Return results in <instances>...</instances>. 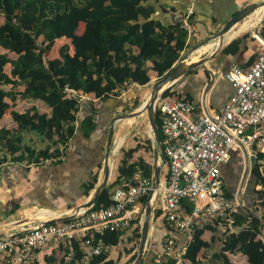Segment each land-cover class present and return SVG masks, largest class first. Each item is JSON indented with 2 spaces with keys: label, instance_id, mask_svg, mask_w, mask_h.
Wrapping results in <instances>:
<instances>
[{
  "label": "trees",
  "instance_id": "obj_1",
  "mask_svg": "<svg viewBox=\"0 0 264 264\" xmlns=\"http://www.w3.org/2000/svg\"><path fill=\"white\" fill-rule=\"evenodd\" d=\"M199 3L197 0L188 19L207 37L205 16L198 9ZM167 7L165 0H0V17L3 19L0 48L6 51L0 52V119L9 109L6 99L15 102L19 97L40 101L49 110L41 112L32 107L22 113L11 111L17 127L0 129V171L6 165H28L27 170L47 165L63 166L74 161L80 151L85 169L77 197H90L105 160L113 119L104 112H111L118 106H129L134 111L139 106L137 86L149 84L151 72L158 79L164 76L193 43V38H189L188 31L183 28L187 4L174 6V11L180 9L179 14L170 12ZM210 20L212 23L216 21L213 17ZM260 35L264 38V24ZM248 37L246 34L234 39L222 50V55L232 57L246 51L250 43ZM62 39L68 42L59 48L57 57L50 58L56 42ZM251 41H256L254 64L263 47L256 39ZM10 53L16 58H10ZM8 64L12 66L10 74L5 71ZM253 64L242 69L249 70ZM5 86H11V89L6 90ZM20 87L22 91L17 90ZM129 87L131 90L121 95ZM66 90L90 94L101 100L103 106L98 111V121L87 116L86 111L77 117V101L69 98ZM180 97L192 100L177 92L175 86L162 93V98ZM157 122L159 125L158 112ZM136 152V148L124 152L116 180L98 198L93 209L109 206L113 190L123 179L130 178L137 168L146 177H152L151 164L144 160L131 162ZM229 162L237 167L230 172L232 179L223 175L226 195L232 196L243 169L240 153L234 152ZM146 200L144 197L142 203L145 204ZM244 200L246 209L234 215L235 232L225 229L219 221L196 223L193 239L186 243L182 259L190 264H234L229 255L242 253L248 264H264V241L260 230L264 224V152H259L252 163ZM183 203V215L188 217L193 205L187 201ZM74 205L75 202L70 207ZM160 218L165 222L161 212L156 210L155 220ZM206 231L214 234L212 240L203 238ZM122 235L107 231L98 237L106 245L117 247ZM135 237L141 238V234ZM162 238L161 234L155 233L153 242L159 243ZM73 245L76 254L72 264H84L78 243L73 242ZM210 250L213 253L208 256L206 252ZM202 252L207 254L204 253L203 260L199 258ZM159 253L150 248L144 264H184L178 262L176 255L156 263L155 257ZM135 259L133 256L131 262ZM50 260L55 264L61 258L57 261L52 256ZM116 263L110 253H101L89 262Z\"/></svg>",
  "mask_w": 264,
  "mask_h": 264
},
{
  "label": "built area",
  "instance_id": "obj_2",
  "mask_svg": "<svg viewBox=\"0 0 264 264\" xmlns=\"http://www.w3.org/2000/svg\"><path fill=\"white\" fill-rule=\"evenodd\" d=\"M195 1L188 0L183 28L189 38L199 39L200 35L188 19L194 12ZM256 39L263 48L249 70L232 65L221 73L234 90L221 110L211 109L206 96L196 103L186 97L170 99L161 95L157 102L167 174L153 207L154 211L161 212L171 232L182 234L187 244L193 239L196 223L219 221L225 229L235 232L234 215L246 209L248 170L236 192L227 196L222 166L236 151L247 156L248 161L256 160L257 154L264 152V38L257 34ZM129 90L130 87L121 95ZM66 91L69 98L77 101V117L86 111L87 116L98 121L101 100L90 94ZM151 190L152 177H146L137 168L113 190L109 206L73 211L68 221L40 222L21 233L12 232L0 238V256L18 255L19 264H37L38 250L54 241L61 253L58 264H72L76 254L73 242H77L83 253L81 262L89 264L93 257L110 253L112 248L98 236L107 231H128L145 212L142 199L148 197ZM184 201L193 205L188 217L183 215ZM173 234L165 240L168 254L176 249ZM187 244L180 250L181 257Z\"/></svg>",
  "mask_w": 264,
  "mask_h": 264
},
{
  "label": "crops",
  "instance_id": "obj_3",
  "mask_svg": "<svg viewBox=\"0 0 264 264\" xmlns=\"http://www.w3.org/2000/svg\"><path fill=\"white\" fill-rule=\"evenodd\" d=\"M165 1L168 4L167 9L170 10V12L174 11V6L179 7L182 5L185 6V4H187V6L189 7L188 0ZM254 1L262 2L264 0H242L241 7L235 10L232 9L230 18H227L226 21H222L218 15L220 13V8L217 6L219 0H200L198 9L204 12V24L207 25V37H204L201 32H198L199 30L197 31L200 35V39H202L201 42H203L208 37L211 38L212 36H209V34H211L212 32L213 35L219 32L224 27V25L233 17L234 14L240 11L247 4ZM196 5L197 0L195 1L194 9ZM174 12L175 14H179L181 11L180 9H178ZM212 17L216 19L215 23L211 22L210 19ZM2 21L3 19H1L0 17V24L2 23ZM253 21V27H251L250 29L239 32L230 40L226 39L225 37L224 40H222L224 43L222 47L219 45L220 39H214L205 45L207 46L209 44H214L212 48L203 51L205 49L202 50L203 47H200L195 50V48L198 47L201 42H197V44L194 46L197 40L195 39V37H193V48H191V50L193 51L192 54L198 55L200 57L193 56L189 57L188 60L194 62L204 60L206 62L202 66L198 67L194 71L179 79L174 85L175 90L180 94H183V96L190 97L192 101L196 103H198L203 96H206L208 98L209 106L211 109L216 111L221 110L226 105L234 91L230 83L222 78L221 73L228 70L232 65H238L243 69H248L253 64L254 59L257 56V50L255 48L256 41L251 40L256 39L257 34H260L262 32V26L264 24V12L262 16L254 19ZM249 30H251L252 32H250ZM246 34L249 35L247 41L250 42L246 51L240 52L232 57H225L222 55V50L228 44H230L234 39L243 37ZM40 41H42V39ZM67 42L68 40L66 39L58 40L53 47L49 57H57L59 48ZM0 52L6 51L3 48H0ZM188 54L189 52L187 53V55ZM9 56L12 59L16 58V56L12 53H10ZM11 70L12 66L8 64L5 67L6 73L10 74ZM138 87L140 86H137V88ZM5 89L10 90L11 86H5ZM17 90L22 91L23 88L20 87ZM5 101L7 104H9V109L6 111L2 119H0V129L5 127L13 130L17 127L16 123L12 120L11 117L12 110H16L22 113L32 107H36L41 112L49 111L44 103L40 101L23 100L19 97L15 102H12L9 99H6ZM102 106L103 102L100 101V110L102 109ZM123 107L124 106H118L115 107L116 109H114L113 111H108L109 113L105 111L104 113L109 114L113 118L115 113H117V111ZM239 153L242 157L243 169L241 171L240 179L237 187L234 190V193L240 186V182L244 177V173L246 172V170L243 171L244 165H247L248 161L247 156L245 157L241 152ZM27 167L29 166L6 165L0 171V235L3 234L4 237L12 232L21 233L27 230L29 227H32L34 224L40 222H47L51 219L56 218L71 217L72 212L78 210L76 208L82 206L87 202V200L84 201V198L77 197L78 188L81 184V177L83 176L85 169V163L81 159L80 151L77 152V156L74 161H72L71 163H66L63 166L55 167L47 165L42 168H30L29 170L26 169ZM235 167L236 164L233 166V162H228L227 164L223 165V175L230 178V172L234 171ZM250 171L247 174L245 185H247L248 179L250 177ZM166 174L167 173H165L163 178L161 176V183L165 181ZM230 179H232V177ZM73 202H75V205L73 207H70ZM39 210H48L51 211L54 215L49 216L48 218H45L43 220L36 217V214L39 212ZM155 211L153 210V222L155 223L153 228L154 232L152 238L150 239L149 246V251L150 248H152L153 250L156 249L158 252H160L157 257H155V262L159 263L168 256L173 257L176 255L178 256V262H184L187 264L188 261L182 259L180 254V250L186 244L187 239L182 234H173L170 230V227H168V224L166 222H163L162 218L155 220ZM137 223H135V225H133V227L131 228L133 229V231ZM125 233L126 232H124L123 235ZM155 233H158L159 235L161 234V236H163L159 243L153 242V236ZM172 234L176 237L177 247L174 252L168 254L165 249V240ZM123 235L120 237L119 243L123 245V250H121V252L114 253L113 250L116 247L113 246L110 250L111 257H113V259H116L117 261L116 264H120L122 257H119V255L124 254L126 247L129 245V242H131L130 240L133 232L132 235L128 237L129 240L127 244L122 242ZM207 235H210V237ZM213 237L214 234L210 231H206L203 235V238L206 241L212 240ZM148 255L145 259V262L148 260ZM52 256L55 257L57 261L61 257L59 248L54 241H50L39 250V264H53L52 260H50L52 259ZM58 263L59 261L55 264ZM0 264H19L18 255H13L11 257H7L5 255L0 256Z\"/></svg>",
  "mask_w": 264,
  "mask_h": 264
},
{
  "label": "water",
  "instance_id": "obj_4",
  "mask_svg": "<svg viewBox=\"0 0 264 264\" xmlns=\"http://www.w3.org/2000/svg\"><path fill=\"white\" fill-rule=\"evenodd\" d=\"M264 6V1L262 2H251L244 6L240 11L233 15V17L224 25V27L217 33H215L211 38H206L203 42H201L198 47L195 48L197 50L200 47H204L208 44L211 40L220 39L219 45L223 46L224 38L227 34H229L238 24L245 21L247 18L252 16L258 9ZM206 61H189L188 57L182 58L170 71H168L164 76L159 78L152 87V91L149 97V100L144 103L139 109L136 111L129 113V114H119L118 116L113 117L112 122L110 123L109 127V134L106 146V155L104 160L103 166V173L104 177L102 182L94 189L92 194L89 197V200L79 206L77 212L81 209H87L93 207L98 198L105 192L106 188L109 185L110 176H111V167L109 165V159L112 154V147L114 145V136H115V123L120 120L135 118L144 112H147L149 124L151 130L154 135V142L156 145L155 151V158L152 164L153 166V175H152V190L150 191L146 203H145V217L142 222L141 226V238L138 250V256L134 264H144L145 259L148 255L149 246H150V231H151V224L153 220V200L157 198L158 189L161 185V170L162 166L167 164L166 159L162 155V138L161 132L157 122V112H156V105L157 102L162 95V93L169 89L170 87L174 86L179 79L186 76L190 72L194 71L198 67L202 66ZM255 162V161H253ZM163 164V165H162ZM72 218H56L51 219L46 224H54L68 221ZM264 224H262L261 228H263ZM4 235L1 234L0 238H3Z\"/></svg>",
  "mask_w": 264,
  "mask_h": 264
},
{
  "label": "rangeland",
  "instance_id": "obj_5",
  "mask_svg": "<svg viewBox=\"0 0 264 264\" xmlns=\"http://www.w3.org/2000/svg\"><path fill=\"white\" fill-rule=\"evenodd\" d=\"M241 1L242 0H219L217 6L220 8V13L218 14L220 19L222 21H226L227 18L229 19L232 9L235 10V9H239L241 7V5H242ZM256 1H261V0H256ZM246 20H249V18H247ZM245 21L238 24L237 27L238 26L240 27L241 25H243ZM249 31L252 32L251 30H249ZM212 33L209 34V36L210 35L213 36ZM195 39L197 41L195 42L194 46L197 44V42L202 41V39H200V38L199 39L195 38ZM191 48H193V43H191L189 48L186 50V52L183 55V58H186V57L189 58V57H193V56L200 57L198 55L192 54L193 51L191 50ZM188 52H189V54L187 55ZM150 77H151V81L149 84H147L146 86L138 87L139 94L137 96V101L139 102V106L134 111L139 109L144 103H146L149 100V97H150V94L152 91V87L155 84V82L158 80L157 76L154 73H151ZM134 111H131L129 106H127L126 108L119 109L117 111V113H115L114 117L118 116L119 114L124 115V114L132 113ZM121 139L124 142L117 150L116 147L118 145V142ZM132 148H136L137 152L133 155L131 162H137L139 160H144L145 162H148L151 165L153 164L154 158H155L156 145L154 142V135H153V132H152L150 124H149L147 112H144L143 114H141L135 118L124 119V120L117 121L115 123L114 145L112 147V152L114 154L112 153L110 156V159H109V165L111 167V176H110L109 185H111L116 180V178L118 176V167L120 166L121 159L123 157L124 152L127 150H130ZM253 161H255V160H253ZM253 161H247V165H244L243 171H245L247 169L249 172L251 170ZM103 166H104V163L102 165V169L99 171V179H98V183H97L96 187L102 182V179L104 177ZM165 173H167V164L164 165L162 168V172H161L162 178L164 177ZM258 189H259V187H258ZM86 200L88 201L89 197L84 199V201H86ZM144 217H145V212H142L138 217L139 221H138L137 225L134 227L135 228L134 231H133V229H131L133 227L132 226L123 235V238H122L123 243H125V244L128 243V240H129L128 237L132 235V232H133V235H132L131 239H133V240H132V242H129V245L126 247L124 254L119 255V257H122L120 264H126V263L134 264L135 263V261L131 262V258L133 256H136V259H137L139 244H140V238L135 237V235L138 233L141 234V226H142L141 224L143 222ZM154 224L155 223L152 220L150 239L152 238V235L154 232L153 231ZM260 230L262 232L261 238L264 241V226H263V228H260ZM207 236L210 237V235H207ZM122 246H123L122 244H119L116 248H114L113 252L114 253L121 252V250H123ZM204 253L205 252H202L200 257H199L201 260H203V258H204ZM206 253L208 254V256H211V254L213 253V250L207 251ZM229 256H230V259L232 260V262L234 264H248L245 255H243L242 253H238L236 255L230 254ZM184 264H186V263H184ZM187 264H190V263L188 262Z\"/></svg>",
  "mask_w": 264,
  "mask_h": 264
},
{
  "label": "bare ground",
  "instance_id": "obj_6",
  "mask_svg": "<svg viewBox=\"0 0 264 264\" xmlns=\"http://www.w3.org/2000/svg\"><path fill=\"white\" fill-rule=\"evenodd\" d=\"M264 12V7H261L260 9H258L252 16L249 17V20H246L244 22L243 25H241L240 27L236 26L229 34L226 35V39L230 40L232 39L236 34H238L239 32L241 31H244V30H247V29H250L251 27H253V24H254V19L256 18H259L260 16H262ZM261 20V19H260ZM239 29V30H238ZM238 30V31H237ZM215 43V42H214ZM214 45V44H213ZM212 44H209L205 47L202 48L205 49L203 51H206L207 49H210L212 48L213 46ZM202 52V51H201ZM209 52V50H208ZM211 52V51H210ZM123 140L121 139L119 142H118V145L116 147V149L118 150V148L123 144ZM116 150V151H117ZM113 153V152H112ZM117 153V152H116ZM114 154V153H113ZM54 214L51 212V211H48V210H39V212L36 214V217L37 218H40V219H45V218H48L49 216H53ZM47 220V219H46Z\"/></svg>",
  "mask_w": 264,
  "mask_h": 264
}]
</instances>
